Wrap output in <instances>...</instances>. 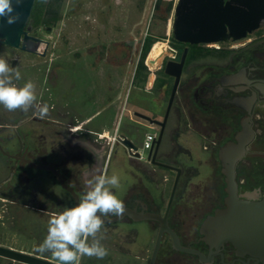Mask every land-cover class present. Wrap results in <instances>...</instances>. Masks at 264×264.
<instances>
[{"label": "flooded vegetation", "instance_id": "af4514ba", "mask_svg": "<svg viewBox=\"0 0 264 264\" xmlns=\"http://www.w3.org/2000/svg\"><path fill=\"white\" fill-rule=\"evenodd\" d=\"M62 1L57 7L56 19L50 24L46 23L50 17L46 8L40 23L33 21L30 14L29 34L44 41L39 46V53L11 48L14 54L19 51L39 61L38 67L30 64L27 70L36 68L40 72L35 81L31 79L38 87V90L34 89L36 100L32 106L14 110L0 106L3 110L0 111V230L4 235H10L7 241H0V246L55 262L50 253H41L37 249L47 233L50 216L79 201L86 190L85 170L111 174L116 147L119 146L124 155V168L132 182L121 178L120 192L113 189L123 200L124 210L117 220L104 222L100 231L110 242L116 237L119 240V248H110L121 257L119 264L150 263L161 221L144 217L146 215L165 218L166 228L179 245L195 250L175 248L169 231L162 230L153 264H264V256L240 253L230 241L216 243L201 232L206 218L225 208V183L218 152L228 142L237 143L236 136L244 127H248L244 137L245 150L234 165L236 195L238 199L252 201H259L264 196V30L261 31L264 24L247 35L248 40L242 45L217 48L221 51L218 62H202L205 56L198 55L187 59L191 52V45H188L171 106L173 118L170 123L166 122L154 158L155 162L178 167L180 172L177 174L175 170L146 160V155L141 158L140 154L138 158L131 156L118 141L129 138L139 152V133L142 127L151 125L134 116L135 111L130 112L132 118L128 117L127 121L122 117V113L128 111L125 108L129 98L126 87L117 91L113 98L120 104L117 105L115 120L109 123L108 136H99L91 131V65L98 60V63L104 62L116 69L129 68L130 73L133 67L130 75L132 86L140 77L143 79L136 68L145 40L151 37L148 30L143 38L130 36L114 40L111 44L90 43L85 55H81L79 48L65 52L68 41L62 40L56 47L41 34L42 29L50 31L51 26L63 18ZM167 1L155 0L152 9H160L161 3L167 4ZM48 3L49 0H43L44 5ZM174 5L172 1L170 10H174ZM166 43L168 51L162 64L169 59L178 60L186 45L177 43L172 34ZM107 45H114L116 50L111 52ZM175 45H181V51ZM170 48L175 50V54ZM90 52H94L92 60ZM162 64L160 61L157 68L152 69L146 63L153 70V78L149 86L140 84L137 87L148 95L142 97L151 102V107L159 104L155 96L160 90L170 93L172 87L173 78L163 74ZM160 71V74H154ZM76 73L83 77L79 85L69 81ZM158 77L163 81L157 84ZM76 86L79 92L72 93ZM113 99L109 97V108ZM44 104L48 110L41 115L39 109ZM76 108L79 111H75ZM86 109L90 114L84 118L75 113ZM152 112L144 115L162 119L163 115L157 118ZM156 127L158 131L153 132L152 142L160 130L159 126ZM92 135L98 138H92ZM169 174L172 176L170 184L167 183ZM173 186V198L168 205ZM114 216L116 214L109 213L106 219ZM17 221L26 232V241L19 246L15 245L11 229ZM110 256L113 264H117L118 258ZM107 262L108 258L105 264ZM0 264L26 263L0 254ZM80 264H86L84 256H81Z\"/></svg>", "mask_w": 264, "mask_h": 264}, {"label": "water", "instance_id": "95a60500", "mask_svg": "<svg viewBox=\"0 0 264 264\" xmlns=\"http://www.w3.org/2000/svg\"><path fill=\"white\" fill-rule=\"evenodd\" d=\"M34 2L35 0H21L19 4H15V9L19 13V19L15 23L9 24L6 19L0 18V45L30 53H39V46L44 41L31 36L28 32L29 26H27ZM173 11L172 37L177 43L186 45L178 60L169 59L162 64L164 55L160 59L163 74L173 78L164 114L161 120L139 112H134L133 115L143 118L151 125L160 127L157 138L147 151L146 160L150 159L152 163L175 170L178 174L180 172L178 167L155 162L154 158L160 147L163 130L177 92L188 45L211 47L219 43L226 44L246 38L264 24V0H176ZM149 75L151 80L153 75ZM247 129L244 127L237 134V143L228 142L218 152L221 172L224 175L225 208L216 210L214 215L207 217L202 224L201 232L216 243L230 241L240 253L264 256V196L259 201L238 199L234 181V165L245 150L244 137ZM118 141L131 156L139 157L137 148L129 138L124 137ZM173 191L174 186L168 198V205L173 198ZM122 213L105 219V222L117 220ZM144 217L161 221L160 232L149 263L153 264L160 234L162 230H167L169 233L170 230L166 228L165 218L162 219L156 215ZM170 234L175 248L195 252V250L180 246L176 237ZM0 254L26 264H55L46 258L20 253L1 246ZM199 256L202 258L201 254Z\"/></svg>", "mask_w": 264, "mask_h": 264}, {"label": "rangeland", "instance_id": "374dc122", "mask_svg": "<svg viewBox=\"0 0 264 264\" xmlns=\"http://www.w3.org/2000/svg\"><path fill=\"white\" fill-rule=\"evenodd\" d=\"M154 1L155 0H63L60 7L63 18L54 26H51L50 31H45L42 29L41 34L45 39L50 40L51 44H55L56 47L59 44L58 42L62 40L68 41L69 45L64 49V51L70 52L75 48H79L81 55H85V51L88 50L86 47L90 43L109 44L114 40L130 38V36L143 38L146 30H148V36L158 39L157 41L153 42L155 43L153 47H155L159 42H163L167 45L166 40L171 39V21L173 9L166 13L164 9L166 2H162L160 9L153 10L152 6ZM172 1L174 5L176 0ZM263 30L264 28L261 29V31ZM246 40L248 39L244 38L235 42L226 44L219 43L215 46L213 45L211 47H205H214V49L236 47L245 43ZM168 44L171 46L169 42ZM107 46V49L111 50V52L116 50V48L113 47L114 45ZM84 47L86 50L83 49ZM117 48L121 49L119 47ZM190 51L194 52L192 54L198 55L199 57L205 56V58L202 59V62L205 63L218 62L219 59L217 57H221L219 55V52L221 51L216 50L205 52L203 46L200 45L190 46ZM15 52L16 54H14V50L11 48L0 45V56H4L9 61L11 66L16 67L20 71L21 78L19 80H14V83L17 85H22L24 82L31 79L35 81V78L40 71L33 67L32 68L34 70H27V67L30 64H32L34 67H38L39 61L29 58V56L25 53H21L19 51ZM89 55L91 56L92 60L94 58V52H90ZM86 56H88V54H86ZM147 56L144 60L145 62ZM189 58L190 55L187 57V59ZM153 68L154 67H152V69ZM132 72L133 67L131 68V73ZM129 73V68L124 69L123 67L122 69H116L113 66L104 64V62L98 63V60L97 63L91 65V114L96 109H101L98 114L91 118L92 132L98 133L102 136H108L109 123L115 120L117 112L116 110L118 108L117 105L120 104L116 103L113 98L117 91H123L125 87V92L127 89V94L129 95L127 102H125V108L128 111L125 110L122 113V117L125 121H127L128 117H130V112L133 111L143 114H151L153 111L152 113H154L157 118H161L163 115L169 94L168 90L166 93H164L163 89L160 90L158 96H155V98H158L159 104L155 103L154 106L151 107V102L142 97L148 95L140 89L131 86L129 78L131 73ZM157 73L160 74L161 71L154 72L155 75H157ZM69 81L79 85L80 81H83V77L78 76L76 73V76L71 78ZM162 81L163 80L159 79V77L157 78V84L161 83ZM63 85L64 83L62 86ZM34 89L36 91L38 90V87L35 85ZM79 90V87L76 86L72 93H78ZM109 97L113 99L110 102V108L108 107L110 101ZM80 104H83V102ZM0 111L3 110L0 108ZM75 111L79 110L76 108ZM82 112L80 111L75 113L80 118H84L90 114L89 109H86V111ZM172 118L173 111L171 109L168 115L167 123H170ZM157 131L158 128L155 125H148L146 128L142 127V131L139 133L141 140L138 142L139 150L142 153V156H145L147 153V150L141 148L145 135L149 132L152 133ZM94 136L96 135H92V138H94ZM96 137L98 138V136ZM101 142L104 143L103 140ZM116 148L114 165L111 169V174L116 173L120 176V178H126L128 183H131L132 178L124 168L125 164L123 163L124 155L122 149L119 146ZM202 174H205V171ZM169 175L168 179H170V181L168 180V184H170L172 178V176ZM118 189H120L119 186L117 187V190ZM119 192L120 190H118V193ZM166 192L168 194V191ZM11 229L13 230L12 233L15 235V245L19 246L20 244L25 243L24 241L26 240H24V235H26V232L22 230L21 222L17 221L16 224L11 226ZM97 237L100 238L101 243L107 248V254L104 257L84 255V262H86V264H105V260L108 258V262L106 264H113L114 261L112 260V256H110L113 255L114 257L118 258L116 262L119 264L121 257H119L118 253L116 255L110 250V248H119L120 243L117 237L114 238L112 242L108 241L107 238L101 235V232L97 233ZM9 238L10 235H4L0 230V241H7ZM89 239L92 238L89 237ZM122 260L124 259L122 258Z\"/></svg>", "mask_w": 264, "mask_h": 264}, {"label": "clouds", "instance_id": "9594fccd", "mask_svg": "<svg viewBox=\"0 0 264 264\" xmlns=\"http://www.w3.org/2000/svg\"><path fill=\"white\" fill-rule=\"evenodd\" d=\"M20 2L0 0V18L9 24L15 23L19 19L15 4ZM20 78V71L0 56V105L9 110L27 109L36 100L34 83L31 80L22 85L14 83ZM47 110L46 104L39 109L41 115ZM83 179L86 190L79 201L52 213L47 222V233L37 245L41 253L51 254L55 264H80L84 255L104 257L108 250L97 233L109 213L119 215L124 210L123 200L113 191L120 184L118 174L104 175L92 169L85 170Z\"/></svg>", "mask_w": 264, "mask_h": 264}, {"label": "trees", "instance_id": "16d2710c", "mask_svg": "<svg viewBox=\"0 0 264 264\" xmlns=\"http://www.w3.org/2000/svg\"><path fill=\"white\" fill-rule=\"evenodd\" d=\"M60 1L61 0H49L48 5H44L43 0H35V3H34L33 8H32V12H31V19L35 22L40 23L42 13H43V9L46 8V13L50 14V17L48 18L49 21H47L46 23L50 24V21L55 20L57 17V7H58ZM171 4H172V0H168L167 4L165 6V12L166 13H168L170 11ZM154 40L155 39L152 37H147L145 40V43H144V47L140 53V58H139V62H138V66L136 68V71H137V74L141 75L143 79H145L146 76L148 75V70L144 64V60L146 58V55L149 53L150 49L155 45V43H152ZM191 46H198V45H191ZM149 47H150V49H149ZM177 47L179 48V51H181L182 46L180 45V47H179L178 45H175V48H177ZM203 49L205 50V52H208V51L211 52V51L217 50L214 48H207L205 46H203ZM192 53H194V52L190 53V57H195L196 55H194Z\"/></svg>", "mask_w": 264, "mask_h": 264}, {"label": "bare ground", "instance_id": "6f19581e", "mask_svg": "<svg viewBox=\"0 0 264 264\" xmlns=\"http://www.w3.org/2000/svg\"><path fill=\"white\" fill-rule=\"evenodd\" d=\"M166 44L159 42L150 50L149 55L147 56L146 63L152 67H157L160 58L167 52Z\"/></svg>", "mask_w": 264, "mask_h": 264}, {"label": "built area", "instance_id": "2783aa9c", "mask_svg": "<svg viewBox=\"0 0 264 264\" xmlns=\"http://www.w3.org/2000/svg\"><path fill=\"white\" fill-rule=\"evenodd\" d=\"M170 50L172 51L173 54H175V50H173L172 48H170ZM171 57L173 58L174 56L171 55ZM147 69L150 72L149 74L153 75L152 74L153 70H150L148 66H147ZM154 137H155V133H153V132L152 133L151 132L147 133L145 135V137H144V140H143L141 148L145 149V150H148L150 148V144H151L152 140L154 139ZM139 154H140V158H141L142 157V153L140 152V150H139Z\"/></svg>", "mask_w": 264, "mask_h": 264}, {"label": "crops", "instance_id": "0c3cea01", "mask_svg": "<svg viewBox=\"0 0 264 264\" xmlns=\"http://www.w3.org/2000/svg\"><path fill=\"white\" fill-rule=\"evenodd\" d=\"M158 66V65H157ZM149 77H150V75H148V77L146 76V78H145V80L144 79H141V77L138 79V80H136V82L135 83H133L132 84V86H135L136 88L138 87V86H140V84H143V85H147V86H149L150 85V79H149ZM153 78V77H152ZM130 81H131V77H130ZM100 110L101 109H96L92 114H91V118L94 116V115H96V114H98L99 112H100ZM129 118H132V117H129ZM100 135V134H99ZM100 136H102V135H100Z\"/></svg>", "mask_w": 264, "mask_h": 264}]
</instances>
